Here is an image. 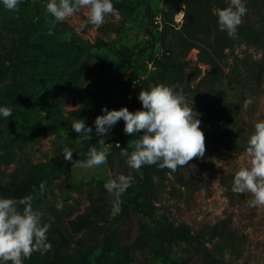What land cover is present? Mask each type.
I'll list each match as a JSON object with an SVG mask.
<instances>
[{
    "label": "rangeland",
    "instance_id": "1",
    "mask_svg": "<svg viewBox=\"0 0 264 264\" xmlns=\"http://www.w3.org/2000/svg\"><path fill=\"white\" fill-rule=\"evenodd\" d=\"M164 2L112 0L117 12L106 16L99 28L81 27L87 8L53 27L46 0H22L17 11L0 4V39L10 43L7 37H11L24 45L25 62L12 71V77L26 91L9 102L13 124L0 125V198L31 195L33 210L45 214L44 223H49L48 216L54 217L48 242L61 232L69 244L65 252L74 259L89 252L87 258L94 263L102 240L109 236L128 245L135 257L133 264H204L206 252L219 264H264V207L250 208L249 193L232 191L235 173L249 164L246 148L254 122L264 120V78H253L262 54L254 46L234 45L226 51L221 76L199 85L207 68L197 64V51L192 50L186 72L198 66L200 78L188 81L190 89L176 90L189 103L192 99L198 113L204 96L212 120L225 116L229 122L226 143L205 139L203 158H194L175 172L163 168L159 175H150L156 223L162 229L182 226L193 241L172 240L158 255L151 248H137L142 225L149 232L157 225L131 209L113 211L114 196L105 184L124 174L134 178L135 186L142 173L130 168L120 154L124 148L131 153L124 122L121 128L117 122L107 136H97L94 120L104 115L102 108L129 110L141 89L162 83L153 61L161 58L158 38ZM179 13L173 20L176 29L182 24ZM246 100H251L247 107ZM73 118L84 119L86 127L92 128L89 140L73 131ZM61 128L66 139L81 150L73 160L85 161L89 148L95 146L109 153L107 162L91 169L77 168L57 156V139L65 138ZM41 182H45L42 193ZM91 200H97L101 218L74 231L70 221L88 212ZM60 202L62 211L56 208ZM119 204L121 208L122 195ZM50 252H34L23 264H41Z\"/></svg>",
    "mask_w": 264,
    "mask_h": 264
},
{
    "label": "clouds",
    "instance_id": "2",
    "mask_svg": "<svg viewBox=\"0 0 264 264\" xmlns=\"http://www.w3.org/2000/svg\"><path fill=\"white\" fill-rule=\"evenodd\" d=\"M22 0H0V4L9 11H17ZM81 8H87V20L81 27L91 24L99 28L105 22V17L117 12L112 0H46V11L55 22H62ZM247 7L243 0H230L223 9L217 8L215 14L221 31L233 39L237 37L238 27L243 23ZM183 15V13H179ZM179 85L163 83L150 86L138 94V100L143 110L129 112L125 107L119 110L102 108L104 115L94 120L95 134L107 136L110 129L120 120L124 121L125 134L137 136L128 142L133 148L131 153L126 148L121 149V155L126 157L127 165L139 170L145 165H158L171 172L178 167H184L194 158H203L206 152L205 135L201 130L199 113L193 110V101L189 103L182 92L176 91ZM251 100L245 101V107ZM0 115L7 118L12 115L10 107H0ZM71 127L80 138H91L92 128L86 127L84 119H74ZM61 135L67 138L65 129H60ZM103 143V139L100 140ZM118 147H120L117 144ZM246 154L248 166H242L234 175L232 191L237 194L249 193L251 199L248 206L264 207V120L254 122V129L249 134ZM109 153L98 150L95 146L89 148L85 161L73 160V151L64 147L62 156L72 167L95 168L107 162ZM134 183L131 175L119 174L110 179L106 190L114 196L113 211L119 214L122 209L119 197ZM41 193L45 182L39 185ZM35 191V188H33ZM33 197L26 195L20 199L0 198V261L11 264H23L25 259L34 252L46 254L52 250L47 233L54 222V217L48 216L49 223L43 222L44 213L33 210ZM22 206V207H21ZM63 203H57L58 211L63 210Z\"/></svg>",
    "mask_w": 264,
    "mask_h": 264
},
{
    "label": "trees",
    "instance_id": "3",
    "mask_svg": "<svg viewBox=\"0 0 264 264\" xmlns=\"http://www.w3.org/2000/svg\"><path fill=\"white\" fill-rule=\"evenodd\" d=\"M230 0H165L163 10L160 13L161 31L159 33V48L161 58L154 60V65L158 71V79L167 85H179L176 90H182L190 85L188 81L200 78L201 70L195 66L190 73L186 72L189 61L188 54L192 50L197 51V64L206 67L205 76L199 80V84L206 80L216 81L222 74L221 64L227 57L226 51L234 45H251L261 51V59L257 63V71L253 78L261 81L264 78V0H243L247 7V13L243 17V23L238 27L237 37L233 39L225 31L219 29L215 10L223 9L229 5ZM180 6H183L180 9ZM183 12L182 24L176 29L174 16ZM10 43H4L0 39V107H10L9 102L17 96H23L26 91L22 86H18L12 77V71L21 68L25 60L22 58L24 50L22 42L16 43L11 37H7ZM152 80L148 83L151 84ZM193 92L202 94L196 88ZM11 108V107H10ZM143 110L138 100L134 96L129 107V112ZM201 120V130L204 132L205 139L217 142H227L228 120L225 116H220L216 121L212 120V115L207 109L205 97L202 99V106L199 110ZM124 121L120 120V128ZM13 124V114L10 117L0 115V125L10 126ZM143 131L138 132L137 136L127 134L128 140L139 139ZM56 155L63 158L62 150L69 147L73 151V157L77 156L81 150L79 147L70 143L68 139L58 137ZM123 142L121 141V145ZM1 146V144H0ZM133 148L131 147V152ZM142 177L137 185H131L123 194V204L121 212L131 209L135 214L149 219L157 225L154 231L142 225V232L138 235L135 246L151 248L154 253H163V247L172 240H182L191 243L193 237L184 227L177 228L166 226L160 228L155 220L153 206V187L150 179L151 174H160L162 170L158 165H145L139 169ZM4 189V188H3ZM12 195H15L12 194ZM19 196V195H17ZM15 196V197H17ZM101 218V208L97 200H91L89 211L78 215L75 220L70 221L74 231H80L83 227L92 226ZM52 245L49 258L42 260L41 264H133L134 254L125 243H118L111 237L102 240L100 254L94 263L88 260L87 254L75 259L65 252L68 242L64 235L59 232L58 238H50ZM204 264H219V260L206 252L202 255Z\"/></svg>",
    "mask_w": 264,
    "mask_h": 264
}]
</instances>
